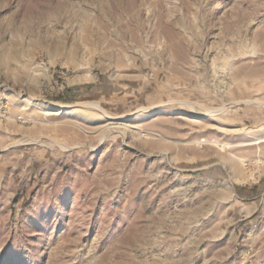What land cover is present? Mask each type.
I'll list each match as a JSON object with an SVG mask.
<instances>
[{
  "label": "rangeland",
  "instance_id": "1",
  "mask_svg": "<svg viewBox=\"0 0 264 264\" xmlns=\"http://www.w3.org/2000/svg\"><path fill=\"white\" fill-rule=\"evenodd\" d=\"M0 264H264V0H0Z\"/></svg>",
  "mask_w": 264,
  "mask_h": 264
},
{
  "label": "bare ground",
  "instance_id": "2",
  "mask_svg": "<svg viewBox=\"0 0 264 264\" xmlns=\"http://www.w3.org/2000/svg\"><path fill=\"white\" fill-rule=\"evenodd\" d=\"M14 56H15L14 53H12V52H10L8 50L3 49L0 52V61L2 62V61H4L5 58L7 59V57L10 58V57H14Z\"/></svg>",
  "mask_w": 264,
  "mask_h": 264
}]
</instances>
